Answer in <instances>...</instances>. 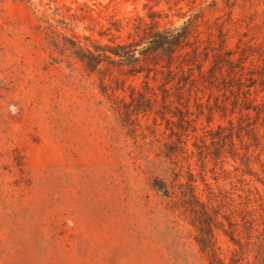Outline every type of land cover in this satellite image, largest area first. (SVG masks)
I'll return each instance as SVG.
<instances>
[{
  "label": "rangeland",
  "instance_id": "1",
  "mask_svg": "<svg viewBox=\"0 0 264 264\" xmlns=\"http://www.w3.org/2000/svg\"><path fill=\"white\" fill-rule=\"evenodd\" d=\"M188 19L170 68L69 44ZM200 236L264 264V0H0V264H210Z\"/></svg>",
  "mask_w": 264,
  "mask_h": 264
},
{
  "label": "trees",
  "instance_id": "2",
  "mask_svg": "<svg viewBox=\"0 0 264 264\" xmlns=\"http://www.w3.org/2000/svg\"><path fill=\"white\" fill-rule=\"evenodd\" d=\"M154 15V13H152ZM151 17V16H149ZM140 19V18H139ZM191 19H188L186 23L178 29L165 30V31H157L150 30L145 32L143 30V35L140 37L139 42H131V43H115L113 46L105 44H92L91 46H82L79 43L74 41H70L73 52L80 61L84 63L87 68L92 70L96 69L97 66L103 62L108 61L109 63H113L116 59L118 62L126 63V64H134L139 60L146 61L148 57H162L165 56L167 58V68H170L171 63L175 59V52L178 50L184 49L185 47H191L192 43L189 42V37L191 36ZM150 29L153 28L148 27ZM118 29V28H117ZM55 43V42H54ZM145 44V46L138 50L137 47ZM137 53V54H136ZM192 58L197 59L199 52H197V48L192 46L191 54ZM230 55V54H228ZM207 59V55L204 54L203 61ZM227 64L233 62L230 59L225 60ZM220 63L222 66V61L220 58H215L211 68L209 69L210 76H214V72L220 69ZM179 66H177L178 68ZM201 63L197 64V70L199 74L202 76ZM168 74H171V71H168ZM163 96V100H164ZM156 189H163L165 194L168 193L167 186L164 184H159L155 186ZM191 198H194L193 194L190 195ZM198 242L202 243V252L210 257V264H214V260H218L215 257L216 252L212 242L208 239L198 237Z\"/></svg>",
  "mask_w": 264,
  "mask_h": 264
}]
</instances>
